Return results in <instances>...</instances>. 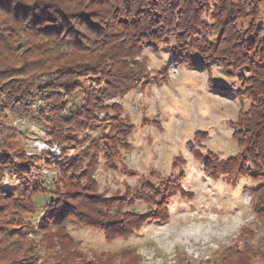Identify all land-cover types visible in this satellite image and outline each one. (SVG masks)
<instances>
[{
	"label": "rangeland",
	"instance_id": "1",
	"mask_svg": "<svg viewBox=\"0 0 264 264\" xmlns=\"http://www.w3.org/2000/svg\"><path fill=\"white\" fill-rule=\"evenodd\" d=\"M247 22H241L244 28ZM257 23L264 26V4ZM176 48L175 39L157 49L144 47L135 61L145 65L149 79L123 96L105 99L107 110L97 111L87 129L66 131L73 143L55 141L53 120L68 118L70 110L84 106V90L98 85L91 75L81 77L61 115L46 113L38 98H31L22 112L4 111L0 99V236L9 223L22 226L12 239L14 251L19 248L22 255L12 263L0 254V264H60L66 257L75 264H264V192L255 194L264 179L236 173L215 178L205 172L209 152L222 160L239 152L235 122L251 102L235 93L241 90L240 76L251 73L229 76L219 65L192 69L180 64ZM126 62L135 68L130 59ZM32 68L19 79L25 85L38 84L48 75L47 65L34 72ZM117 120L135 128L129 139L132 149L120 148L118 155L109 156L101 142L98 164L91 171L94 184L77 173L83 180L81 192L106 198L143 193L146 198L136 199L123 212L151 215L160 198L150 186L159 194H171L167 216L126 237H107L102 229L70 220L66 234L71 241L47 239L38 226L52 197L67 188L61 166L94 148L93 141L113 136ZM200 132L208 138L197 136ZM16 154L20 158L12 163L9 158ZM73 187L68 191L76 193Z\"/></svg>",
	"mask_w": 264,
	"mask_h": 264
},
{
	"label": "trees",
	"instance_id": "2",
	"mask_svg": "<svg viewBox=\"0 0 264 264\" xmlns=\"http://www.w3.org/2000/svg\"><path fill=\"white\" fill-rule=\"evenodd\" d=\"M263 4L264 0H0L1 106L4 111L22 112L31 98H38L45 104L46 113L61 115L66 109L67 97L78 89L81 77L91 75L89 79H97L98 85L94 90H84V106L70 110L68 118L56 116L53 120L50 133L55 141L63 145L73 143L65 135L66 131L87 129L96 121L97 111L107 110L105 99L123 96L149 79L145 65L135 61L143 48L157 49L175 39V53L181 65L192 69L219 65L229 76L236 71L251 73L240 76L241 90L235 93L251 102L250 108L241 111L235 122L233 138L239 152L228 160L209 152L205 172L215 178L236 173L255 181L263 180L264 26L257 23ZM242 21H248L246 28ZM12 63L21 65L15 67ZM45 65L48 75L42 82L25 85L19 80L28 74L30 66H34L30 70L34 72ZM101 87L105 88L104 92ZM116 124L113 136L93 141L94 148L61 166L63 185L67 188L52 197L38 226L47 239L71 241L66 234L70 220L102 229L107 237L113 233L126 237L167 216L171 194H159L150 186L153 196L160 198L155 200L157 210L151 215L123 212L136 199L146 198L143 193L127 192L124 196L106 198L102 194H90V190L81 192L82 176L94 184L91 171L98 164L101 142L109 156L118 155L120 148L132 149L129 139L135 128L120 120ZM200 135L208 138V134H197ZM19 158L16 154L9 159L13 163ZM21 165L26 168L25 164ZM77 173L81 178H77ZM131 174L134 175L133 171ZM73 185L76 193L68 191ZM179 191L184 190L179 188ZM262 192L264 185L255 194ZM21 227L9 223L7 231L0 236V246H3L0 254L12 263L22 255L21 249L14 251L12 241ZM60 262L75 264L68 257Z\"/></svg>",
	"mask_w": 264,
	"mask_h": 264
}]
</instances>
